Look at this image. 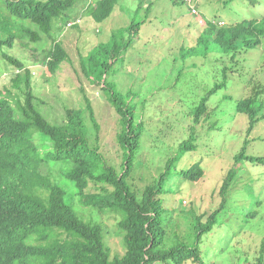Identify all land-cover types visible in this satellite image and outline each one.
<instances>
[{
    "label": "rangeland",
    "instance_id": "rangeland-1",
    "mask_svg": "<svg viewBox=\"0 0 264 264\" xmlns=\"http://www.w3.org/2000/svg\"><path fill=\"white\" fill-rule=\"evenodd\" d=\"M4 3L5 0H0L1 9ZM82 5L78 3L71 12L73 18L79 19L76 25L58 30L54 25L53 38L62 43L69 59L53 75L40 61L51 38L43 36L37 43L16 39L7 49L31 69L36 107L50 122L57 124L63 122L66 109H80L88 126L90 145L98 146L104 159L118 169L123 155L116 142L119 116L107 101L102 85L93 83L85 74L83 60L97 45L107 42L113 31L123 30L132 21L141 22L132 42L106 78L118 91L134 99L135 121L143 123L139 148L127 178L140 196L163 173L178 145L188 138L193 126V109L222 79V70L226 68V85L207 102L209 116H203L193 126L195 147L185 152L173 168L178 173L200 161L203 176L191 182L172 174L168 193L163 196L167 209L164 213L168 225L166 243L173 244L175 239L194 243V217H200L204 223L208 221L222 203L219 190L227 173L240 166L230 182L217 222L204 234L200 247L207 264L253 263L264 240V164L248 159L236 164L234 156L243 146L246 155L264 156V40L256 48L240 49L234 58L218 52L212 45L205 51L204 46H197L196 40L205 27L204 18L223 20L226 25L243 19H259L264 16V0L254 3L252 0H200L198 15H190L183 4L172 0H117L110 16L100 23L81 15ZM124 37L127 38V33ZM12 69L0 57V87L11 88ZM256 90L262 107L257 113L258 122L247 133L249 118L235 110V105L238 99L251 97ZM88 106L98 124L97 130ZM37 143L42 151L50 149L47 140L37 139ZM57 169V165L45 163L40 167L45 174ZM76 205L85 219L91 218L103 225L111 254H122L124 247L116 226L118 217ZM249 211L255 215L247 218L244 214ZM183 264L197 263L187 260Z\"/></svg>",
    "mask_w": 264,
    "mask_h": 264
},
{
    "label": "trees",
    "instance_id": "trees-1",
    "mask_svg": "<svg viewBox=\"0 0 264 264\" xmlns=\"http://www.w3.org/2000/svg\"><path fill=\"white\" fill-rule=\"evenodd\" d=\"M78 3L83 4L81 15L100 23L110 16L117 0H5L4 8L0 7V57L13 66L11 88L0 87V264H183L187 260L207 264L200 247L202 237L216 224L230 182L240 166L227 173L219 190L222 203L208 221L204 223L200 217H194L193 244L175 239L167 245L168 225L164 217L167 209L163 196L168 193L172 174L191 182L203 176L200 161L178 173L173 168L185 152L195 147L193 126L203 116H209L207 102L226 85V68L222 70V79L193 109L188 138L178 145L163 173L139 196L127 178L139 148L143 123L135 121L134 99L118 91L106 78L132 42L141 22L132 21L123 30L113 31L107 42L97 45L83 60L85 74L93 83L102 85L107 101L119 116L116 142L123 155L118 169L104 159L98 146L90 145L88 126L80 109H66L62 123H52L46 118L34 103L31 69L7 51L16 39L37 43L43 36L51 38L40 61L53 75L69 59L62 43L53 38L54 25L56 30L69 23L76 25L72 24L76 17L71 12ZM204 23L196 41L205 51L212 45L218 52L234 58L240 49L256 48L264 40V16L223 26L205 18ZM258 95L256 90L253 96L236 101L235 110L249 118L247 133L259 120L257 113L262 104L257 100ZM88 109L97 130L93 112L89 106ZM37 139L49 141L50 149L42 151ZM234 159L236 164L246 159L264 164V156L246 155L244 146ZM44 163L57 165L56 173H42L40 167ZM76 203L118 217L116 226L124 247L122 254H111L103 225L85 219ZM254 215L253 211L244 214L247 218ZM238 264H264V240L253 263Z\"/></svg>",
    "mask_w": 264,
    "mask_h": 264
},
{
    "label": "built area",
    "instance_id": "built-area-1",
    "mask_svg": "<svg viewBox=\"0 0 264 264\" xmlns=\"http://www.w3.org/2000/svg\"><path fill=\"white\" fill-rule=\"evenodd\" d=\"M188 8V11L190 12V14L192 15H196L198 14V7H197V2L198 0H181ZM79 19H75L73 23H78ZM71 23L68 24V26H70ZM219 24H223V22H220Z\"/></svg>",
    "mask_w": 264,
    "mask_h": 264
},
{
    "label": "clouds",
    "instance_id": "clouds-1",
    "mask_svg": "<svg viewBox=\"0 0 264 264\" xmlns=\"http://www.w3.org/2000/svg\"><path fill=\"white\" fill-rule=\"evenodd\" d=\"M177 1H179L181 4H183L185 7H186V9H187V11H188V8H187V6L181 1V0H177ZM200 2V0H198V2H197V7H198V14L200 13V11H199V5H198V3ZM189 12V11H188ZM190 13V12H189ZM198 14H196V15H198ZM190 15H192V14H190ZM212 21H214V20H212ZM214 22H216V24L218 25V26H223V25H226V23L223 21V20H218V19H216ZM220 22H223V24H219ZM203 23H204V21H203Z\"/></svg>",
    "mask_w": 264,
    "mask_h": 264
}]
</instances>
